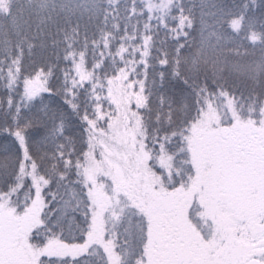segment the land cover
Masks as SVG:
<instances>
[{"label":"snow or ice","instance_id":"snow-or-ice-1","mask_svg":"<svg viewBox=\"0 0 264 264\" xmlns=\"http://www.w3.org/2000/svg\"><path fill=\"white\" fill-rule=\"evenodd\" d=\"M0 93V264H264V0H0Z\"/></svg>","mask_w":264,"mask_h":264},{"label":"trees","instance_id":"trees-1","mask_svg":"<svg viewBox=\"0 0 264 264\" xmlns=\"http://www.w3.org/2000/svg\"><path fill=\"white\" fill-rule=\"evenodd\" d=\"M228 0H225V3H227ZM259 14L257 13V16ZM256 30L258 31L259 30V21H257V26H256ZM256 55H258L259 53H255ZM91 60V57L88 58V61H86V64L85 66L87 67L88 66V63L90 62ZM53 62H55V64H53ZM32 67H34L36 69V71H39L40 68L46 66V65H52L54 68L56 65H58V70L55 71V76L50 78V79H54L55 77H61L62 78V72H63V69L65 67V63L63 61H58L57 58L53 55H51V53H45L44 56H43V59H40V58H37L34 62H29ZM32 67L29 68V71L32 70ZM90 70V68H89ZM149 75L151 77V69H149ZM0 98H2V93H0ZM78 135V133H77ZM0 155H2V153H0ZM2 183V182H0ZM34 191V189H33ZM27 195V193H24L20 196V201L21 203H23L24 201V198L25 196Z\"/></svg>","mask_w":264,"mask_h":264}]
</instances>
